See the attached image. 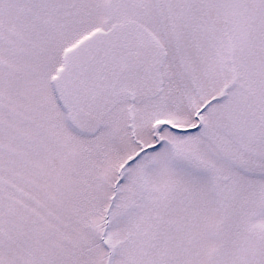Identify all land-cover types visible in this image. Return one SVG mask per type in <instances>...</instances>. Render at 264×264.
Listing matches in <instances>:
<instances>
[{
	"label": "snow or ice",
	"instance_id": "1",
	"mask_svg": "<svg viewBox=\"0 0 264 264\" xmlns=\"http://www.w3.org/2000/svg\"><path fill=\"white\" fill-rule=\"evenodd\" d=\"M0 264H264V0H0Z\"/></svg>",
	"mask_w": 264,
	"mask_h": 264
}]
</instances>
